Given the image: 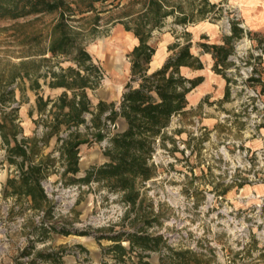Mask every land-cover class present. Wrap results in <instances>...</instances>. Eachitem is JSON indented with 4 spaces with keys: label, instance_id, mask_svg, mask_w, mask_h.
I'll return each mask as SVG.
<instances>
[{
    "label": "rangeland",
    "instance_id": "374dc122",
    "mask_svg": "<svg viewBox=\"0 0 264 264\" xmlns=\"http://www.w3.org/2000/svg\"><path fill=\"white\" fill-rule=\"evenodd\" d=\"M67 1L72 7L84 10L82 13L72 14L67 23L71 30L77 32L79 41L90 53L91 61L98 68L97 73H91L94 87L85 89L91 107L99 100L118 102L129 77L128 52L137 43L133 33L125 30L121 21L127 10L128 0L95 2L93 10L86 9L87 0ZM210 1L216 3L221 12L213 14L214 20L207 19L203 23L206 25L210 23L222 34L227 31L226 19L234 18L243 24L250 34L242 42V49L239 52L247 62H250L255 52H258L256 47L258 36H264V0ZM137 6L135 5V8ZM56 16L55 13H45L38 19L0 20V75L4 78L20 73L25 75L24 80L15 78L10 82V89L19 87L25 90L27 84L31 89H35L37 82L41 85L40 88L37 87L38 92L53 99L64 90L63 87H51L48 82L52 71H59L68 66L75 67L71 56H51L43 51L47 44L45 37H42L39 43L34 41L29 44L18 38L38 31L45 33ZM195 23L186 25L184 29L190 30ZM177 28L178 31H170L171 34L183 37L182 27ZM161 33L163 32L156 33V37L160 39ZM236 40L233 42V48ZM254 63L256 73L254 78L264 80V56H259ZM27 74L29 76H26ZM19 82L22 84L19 85ZM237 84L243 85L241 82ZM246 86L261 89V82L253 80ZM68 94L71 95L72 92L68 91ZM236 99H230L233 104L230 110L232 115L238 114L241 118L242 111L246 108L243 89L237 91ZM240 99L243 100L242 103ZM14 101L19 106L24 100L18 96ZM85 117L89 121L91 114L86 113ZM41 122L43 121L40 119L38 124ZM178 124L181 125V132L175 134L174 139L179 140V144L185 142V139L189 142V145L185 143L188 149L187 156L184 155V147H179L176 143V147L170 142L166 143V147L156 145L152 164L157 173L141 187L142 204L138 209L131 210L127 217L116 220L112 226H106L107 218H114L111 209L121 202L120 194L113 197L115 192H110L105 186L97 184L80 194L70 212H59L54 218L51 214L52 208H48V220L56 230L51 231L54 235L50 237L46 247L49 246L52 250L56 247L62 254L70 253L76 244L75 241L81 236L87 239H102L98 236L108 231V228L118 229L128 225L137 213L144 215L147 220H153V225L164 233L173 234V238L165 240L166 244L169 241L173 244L172 247L187 248L194 243L198 250L206 248L211 254L212 264H264V179L262 180L261 175L256 173L249 180L245 175L246 171L245 174L240 171L236 174L238 180L226 181L217 171L222 164L229 166L231 162L227 158L222 161L221 158L217 159L214 156L218 146L225 141L243 137L216 136L214 140L209 141L210 144L206 142L205 145H201L198 140L189 137V133L195 131L191 120L173 119L166 132ZM119 125L120 120L113 131L118 129ZM77 128L80 132H85L83 125ZM199 128L200 126L192 137L200 135ZM96 145L102 147L100 143ZM171 148L173 149L169 151ZM225 148L231 156L234 151L233 143L225 144ZM80 149L82 157L86 154V146L81 145ZM173 156L175 161L171 160ZM49 175L55 178L57 172L52 169ZM207 194L213 196L208 199ZM149 227L145 229L148 230ZM62 228L69 233L59 232ZM182 230H187L189 235L186 240L177 241V233ZM14 254L11 251L3 260L11 258ZM154 257L156 264L167 261L165 255L156 254ZM81 263L91 264L86 256L81 259Z\"/></svg>",
    "mask_w": 264,
    "mask_h": 264
},
{
    "label": "trees",
    "instance_id": "16d2710c",
    "mask_svg": "<svg viewBox=\"0 0 264 264\" xmlns=\"http://www.w3.org/2000/svg\"><path fill=\"white\" fill-rule=\"evenodd\" d=\"M104 1L106 0H87L86 9L93 10L95 2ZM135 5H138L137 8ZM126 8L121 21L125 30L131 31L137 39V43L128 52L130 63L128 80L124 84L118 102L99 100L95 107L91 108L85 89L94 87L91 73H97L98 68L91 61L90 53L79 41L77 32L71 30L67 23V19L72 14L82 13L84 10L72 7L67 0H0V20L38 19L45 13H55L57 16L45 33L38 31L21 36V38L18 36V38L23 43L29 44L34 41L39 43L41 38L45 37L47 44L43 51L45 50L51 56H71L75 63V67L68 66L50 73L48 85L64 88L54 101L49 97L46 99L42 96L37 97L38 106H45L51 102L52 106L56 105L60 110L67 107L68 111L59 113L58 117L54 118L55 122L64 123L63 131H67L65 137H60L61 131L57 130V140L60 141L58 157L51 154L48 161L39 158L35 161L37 153H33L26 170H21L17 177L24 185L23 191L30 195L34 208L45 207L47 210L51 208L39 180L54 168L56 162H59L63 167L60 177L64 183L81 184L95 180L110 192L120 193L121 200L130 203L131 206L124 216L127 217L131 210L138 209L142 204L139 196L143 182L156 176L157 170L149 161L156 145L166 147V143L170 142L173 147H176L174 135L179 134L181 128H174L169 133L166 132V128L173 116H183L185 113L186 93L198 82V79H188L179 72V66L185 65L191 57L188 50L189 41L182 45H179V42L170 45V48L176 46L178 48L173 50L160 68L149 71V62L157 42L156 33L178 31L177 27L180 26L182 27L181 36H187L188 31L184 29L186 25L200 20L212 21L215 19L213 14L221 10L216 3L210 0H128ZM167 19L171 21L166 22ZM246 33L250 34V32ZM242 34L243 29L239 26V22L232 20L230 33L225 34L224 44L202 43L204 49L212 51L215 58L214 69L220 72L225 80L224 70L230 65L227 57L233 51L234 40L240 38ZM256 47L264 51V36H258ZM218 63L222 64L221 68L217 67ZM14 78L15 76L4 78L0 75V105L15 99L12 97V89L9 88ZM260 79L253 78L261 82L260 90L264 93V80ZM226 90L229 96L227 80ZM68 91L72 94L69 95ZM87 112L91 114L89 123L84 118V113ZM118 117L124 119L126 127L122 131H111L108 123L116 124ZM41 123L48 129L49 124ZM79 125L85 127V132L78 130ZM72 127L75 129H71ZM47 131H44L41 137H36L37 145L45 144ZM189 137L198 140L201 145L206 139L204 133L192 137L190 132ZM103 139L107 140L103 153L108 156L109 161L101 165L90 166L83 176L75 177L74 174L78 171L79 145L82 143L95 144ZM23 144L25 142L21 141L9 149L10 154L15 157L23 155L24 150L21 151V148H24ZM9 159L14 161L12 156ZM12 179L13 177L8 179L7 183H12ZM28 182L31 184L29 185ZM41 203L43 206H40ZM134 219L132 230H119L109 236L116 243L108 250L113 248L119 253L115 256V264H149L147 260H143L144 256L137 250L152 245L158 248L160 255H165L167 259L166 263L160 264L211 263V254L206 248L198 250L195 247H170L166 244L162 234L150 235L145 229L154 224L153 220H147L144 215L137 213ZM136 222L141 224L137 227ZM33 230L34 232H51L56 228L53 226L49 229L34 227ZM108 230L111 231L112 228ZM59 232L69 233L65 228ZM88 233L81 232V234ZM100 237H104V234H100L98 238ZM122 240L128 241V247L120 244ZM208 249L211 250L209 247ZM132 252L137 256L136 261L132 260ZM60 255L61 251H49L43 256L53 260ZM39 256L40 254H37L36 258Z\"/></svg>",
    "mask_w": 264,
    "mask_h": 264
},
{
    "label": "crops",
    "instance_id": "0c3cea01",
    "mask_svg": "<svg viewBox=\"0 0 264 264\" xmlns=\"http://www.w3.org/2000/svg\"><path fill=\"white\" fill-rule=\"evenodd\" d=\"M169 21H171V19ZM203 22L204 20L197 21L194 26L190 28V30H187L188 35L181 38L179 36L177 37L175 34H171L170 31L161 33V38H157L155 51L149 62V71L160 68L166 58L173 52V50L178 48V46L175 48H170V45L172 46V44L177 42H179V45H182L189 41L190 46L188 50L191 54V57L187 60L185 65L179 66V72L188 79H198V82L186 93L187 103L184 108L185 113L183 116H178V119L181 121L184 119L192 121L193 118H196L194 115H197L200 126L199 133H204L206 136V139H204L202 142L203 145H205L206 142L210 144L209 141L212 139L214 140V137L216 136L237 135L243 137L246 145L250 148H258L264 144V137L245 136L243 128L244 126L241 118L238 114L232 115V111L230 110L233 104L230 100V97L227 95L226 80L220 72L214 69L213 65L215 58L213 53L212 51L202 47V43L217 45L224 44L226 33L222 34L210 23L206 25ZM225 45L227 46V44ZM156 52L159 53V62L156 65H153V56ZM217 67L221 68L222 64L218 63ZM24 76L22 73H20L16 74L15 78H22L24 80ZM26 76H29V74ZM20 83L21 82H19V85ZM26 86L27 88L25 90H21L19 87H16L12 90L13 98L21 96L24 101H22V104L19 105L18 108H16L12 113L4 114V116L0 119V134L2 140L7 146L10 157L12 156V158H14V161L9 159V162L16 166L20 171L26 170L33 153H37L35 156V161L38 158L42 159L43 161H48L50 159L52 152L58 145L57 130L60 129L62 132L65 128L64 123L57 121L55 122L54 118L58 117L59 113L68 111L67 107H63V109L60 110L58 106H52L51 102L45 106H38V96H42L43 99L49 97L52 99V101L55 99L51 98V96L45 97L40 92H38V88H40L41 85H39L37 82H35V89H31L29 84ZM94 107L95 106L91 108ZM85 114L86 113H84V118L89 123L85 117ZM40 119L41 121L49 124L48 129H46L48 131L46 132L45 144L41 146L37 145L36 143V132ZM119 120V128L114 131H122L126 127L124 119L122 117H118L117 121ZM21 141L25 142L27 145L25 149L21 148V151L24 150V156L21 154L20 156L15 157L10 154L9 149H12L17 143ZM185 142L186 145H189V142L186 139ZM96 144L98 143H82L79 145L78 171L74 174L75 177L83 176L85 170H87L90 166L101 165L109 161L108 156L103 153V147H100ZM81 145L86 146V154H84L82 157L80 156ZM27 158L29 159L27 160ZM8 168H4L0 171V181L5 187L6 194L12 195V193H14L13 196H15L18 201L27 198L31 202L32 200L30 195L23 191L24 185L22 184L21 180L17 177L11 176ZM12 177V183H7V180ZM28 184L30 185L31 183L28 182ZM139 198L142 199L141 188ZM40 206H43V203H41ZM134 220L135 219L133 218V220L128 225L122 226L121 228L115 229V227H113L111 231H105L103 233L104 237L99 240L95 238L87 239V237L81 236L79 240L75 241L76 244L73 246V249L70 253H61V255L56 259L50 260L47 259L46 256H43L49 251H59L58 248L53 247L52 250L49 248V246L40 249L36 253V255L40 254V256L36 258L35 255V258L36 260H42V264H82L81 259L86 256L91 264H115V256L119 255V253L113 248L108 250L109 247H112L116 243V241L110 239L109 236L115 234L119 230H132L134 227ZM140 224V222H136L135 226L138 227ZM149 234L155 235L156 233L152 232ZM40 235L42 236L43 240L48 243L50 242V237H52L54 234L51 232H40ZM102 240H104V242ZM120 244L124 247H128V241L126 240H122ZM137 252H141V254L144 256L143 260H147L149 264H156L154 256L156 254L160 255L158 248H155L153 245L142 250L138 249ZM132 260H137V256L133 252ZM14 261L15 256H12L11 258L4 260L3 263L15 264ZM212 263L213 262L210 264ZM30 264H37V262L33 261Z\"/></svg>",
    "mask_w": 264,
    "mask_h": 264
},
{
    "label": "built area",
    "instance_id": "2783aa9c",
    "mask_svg": "<svg viewBox=\"0 0 264 264\" xmlns=\"http://www.w3.org/2000/svg\"><path fill=\"white\" fill-rule=\"evenodd\" d=\"M232 20L236 19H226V34L230 33ZM239 26L243 29V34L235 41L236 44H234L233 51L227 57V61H229L230 65L224 70L225 76L227 78L229 97L230 99H236L237 91L243 89L246 101V104L244 105L246 108L245 111H242L241 116V120L244 123V134L248 137H264V93H262L259 88H247L246 86V84L253 81V78L256 75L254 71V60L259 58V56H264V51L258 48V52H255V55L252 56L250 62H247L240 54L239 50L242 49V42L246 40L248 34L246 33L247 30L243 24L239 22ZM238 82L243 83V85H238ZM242 102L243 100L240 99V103ZM14 108H18V104L14 100L9 101L4 105H0V118L2 115L9 113ZM176 118H178V116H173L170 123ZM192 122L195 131L191 132V134H196L199 120L196 117L192 119ZM108 126L109 129L113 131L116 124L108 123ZM169 126L166 128V130L169 128ZM180 126L181 125L178 124L174 128H179ZM174 128H172V130ZM46 129L47 127H45L42 123H39L36 132L37 137H41ZM71 129L74 128L72 127ZM169 132L170 131H168V133ZM66 134L67 131H62L59 136L65 137ZM199 134H201V132ZM230 142L234 145V151L231 156L228 155L225 148V144ZM99 143L102 145V147H105L107 145V140L103 139ZM175 143L179 147H184V155L187 156L188 149L186 148L185 143L181 142L179 144V140H175ZM59 145L60 141L52 152V156L56 158L59 155ZM23 147L26 148L27 145L23 144ZM216 151L217 152L214 154V156L217 159L221 158L223 161L227 158L231 162L229 166H224V164H222L220 166V170L217 171V173H221L223 177H225L226 181L238 180V178H236V174L240 171H243L241 172L243 174H245L246 171L247 174L245 175L249 177V180H251L250 177H254L256 173L257 175H261L262 180L264 179V144L253 149L246 145L244 138H240L237 140L225 141V143H222L220 146H218ZM9 157L10 155L8 153L7 146L3 142L0 134V171L9 167L8 169L10 175L13 177H18L20 170L9 162ZM152 157L153 153L149 159L150 163H152ZM171 160L175 161L174 156L171 157ZM53 169H55L57 172L55 178H51L48 173L39 180V184L42 187L48 201L50 202L52 208L51 214L52 217L55 218L59 212H70L77 202L80 194L84 190L93 188L95 185L99 184V182L91 180L88 183L66 184L60 177V172L63 170V167L59 164V162H56ZM258 171H261L262 173ZM145 182L146 181H144L143 184ZM117 195L118 192H115L113 197H116ZM206 196L209 199L211 196H213V194H207ZM130 207V203L124 202L122 200L120 203L114 205L111 209V213L113 214L114 218H107V222L105 223L106 226H112L116 220L118 221V219L120 220L122 217H124V215L130 210ZM48 213L49 211L44 207H32L31 202L27 198L18 201L15 196L6 194L5 187L0 181V264H4L3 259L7 257L11 251L15 253V264H30L35 259L36 253L40 249L46 248L47 242L43 240L40 232H34L33 228L49 229L50 226L55 227L52 222L48 220ZM147 232L162 234L165 240L167 238H173V234L164 233L155 225L150 226ZM188 235L189 232L187 230H182L177 233L176 239L177 241H183L187 239ZM167 245L172 247L173 244L168 241ZM193 247H195L194 243L189 246V248ZM35 261L37 264H42V260L40 259H35Z\"/></svg>",
    "mask_w": 264,
    "mask_h": 264
},
{
    "label": "bare ground",
    "instance_id": "6f19581e",
    "mask_svg": "<svg viewBox=\"0 0 264 264\" xmlns=\"http://www.w3.org/2000/svg\"><path fill=\"white\" fill-rule=\"evenodd\" d=\"M158 56H159V53L158 52H156L155 53V55L153 56L154 58H153V61H152V63H153V65H156L159 61H158ZM93 156V155H92ZM84 158V157H83ZM82 159V158H81Z\"/></svg>",
    "mask_w": 264,
    "mask_h": 264
}]
</instances>
